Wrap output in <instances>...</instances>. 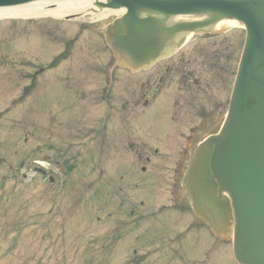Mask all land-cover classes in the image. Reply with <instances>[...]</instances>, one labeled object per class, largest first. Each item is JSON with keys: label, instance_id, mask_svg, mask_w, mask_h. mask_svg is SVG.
Listing matches in <instances>:
<instances>
[{"label": "rangeland", "instance_id": "obj_1", "mask_svg": "<svg viewBox=\"0 0 264 264\" xmlns=\"http://www.w3.org/2000/svg\"><path fill=\"white\" fill-rule=\"evenodd\" d=\"M96 21L92 13L77 15L69 21L52 16L0 18V106L8 95L15 94V86L21 82L24 70L30 67L31 57L38 53L45 57L48 50L57 51L63 33L73 23H82L86 32L78 38L76 49L74 44L71 45L73 47L58 68L48 70L45 75L60 79L68 72L69 79L75 80L82 90L91 92L96 63L104 58L93 30ZM230 27L224 43L227 46L223 63L226 85L230 81L231 67L238 59L239 41L243 35L241 26ZM115 72L121 83L124 73ZM133 79L129 80H132L131 87L137 88L138 78ZM41 81L36 82L41 83V87L35 96L32 97V91L0 122V157L3 158L0 167L6 160L26 156L27 165L21 172L31 173L34 160L38 159L32 149L35 145L38 152L46 151L54 161V164L46 161L40 165L51 171L37 176L33 182L12 187L11 181L7 180L0 188V264H125L132 259L131 248L139 247L138 242L143 245L147 242L146 246L139 247L144 255L131 264H193L200 261L201 256H197L196 250L209 240V231L199 222H194L191 233L182 241H175L166 253H156L153 249L160 232L167 234L177 225L192 220L193 215L181 204L180 208L168 213L158 211L164 202L157 200L156 190L165 188L164 172L160 169L158 154L150 160L136 159V154L144 156L147 149L152 151L156 146L150 145L151 128H144L140 122L143 114L137 102L127 103L129 143L114 142L112 131L100 135L91 147L82 151L80 158L73 153L59 155L62 140L76 138L77 127L64 123L68 120L64 118V111L78 114L84 112V108L68 106L59 95L52 97L49 78ZM88 98L87 106L91 111L95 110L92 98ZM120 100L107 130L121 122L124 112L119 108ZM142 166L144 171H141ZM13 169H18V165L14 164ZM30 176L22 174L21 177L25 181L35 177L30 179ZM49 179L56 183L49 185ZM114 227H123V233L119 234ZM13 231L18 235L17 244L9 249L7 243L13 241ZM134 236H138V242L133 240ZM162 236L160 233L159 237ZM227 243H222L216 256L214 251H209V260L205 264H234Z\"/></svg>", "mask_w": 264, "mask_h": 264}, {"label": "water", "instance_id": "obj_2", "mask_svg": "<svg viewBox=\"0 0 264 264\" xmlns=\"http://www.w3.org/2000/svg\"><path fill=\"white\" fill-rule=\"evenodd\" d=\"M17 1L24 0L0 4ZM98 6L126 8L105 33L118 61L130 67L167 53L182 31L209 29L219 19L244 26L227 115L195 151L184 187L200 218L218 235L233 237L240 264H264V0H107ZM177 14L203 19L165 25Z\"/></svg>", "mask_w": 264, "mask_h": 264}, {"label": "flooded vegetation", "instance_id": "obj_3", "mask_svg": "<svg viewBox=\"0 0 264 264\" xmlns=\"http://www.w3.org/2000/svg\"><path fill=\"white\" fill-rule=\"evenodd\" d=\"M187 46L148 71L137 74L123 72L121 83L114 68L108 70L97 66L91 92L82 90L75 80L69 79L71 75L68 76V72L60 79L49 78L52 94L59 95L68 106L84 108L85 111L78 114L64 111V118L68 119L64 123L77 127V153L74 154L80 158L82 151L89 145L91 147L100 135L112 131L114 142L129 143L127 126L130 125V111L127 103L137 102L143 114L140 122L144 128H151L150 145L154 143L156 146L152 151L147 149L144 156L136 154V159L150 160L158 154L160 160H186L190 150L188 146L195 144L220 117L226 92V74L224 70L220 71L226 61L224 50L217 42H191ZM64 59L66 57L61 62ZM133 78H138L137 88L131 87ZM88 97L92 98V106L96 105L95 110L91 111L87 106ZM119 100V108L124 112L121 122L107 130ZM83 117L85 119L81 123ZM84 138H89V142L82 148ZM65 159L68 160L67 157ZM173 171L177 173L176 169ZM172 184L174 187L178 185V176L172 175Z\"/></svg>", "mask_w": 264, "mask_h": 264}, {"label": "bare ground", "instance_id": "obj_4", "mask_svg": "<svg viewBox=\"0 0 264 264\" xmlns=\"http://www.w3.org/2000/svg\"><path fill=\"white\" fill-rule=\"evenodd\" d=\"M93 0H52V1H34L26 6L0 10V17H33L42 14H51L60 16L70 12L90 13V8ZM122 9L113 10L114 13L121 12ZM107 12H112L107 9L98 11V18L103 17ZM181 16V15H180ZM186 17V16H185ZM184 17V18H185ZM234 21L223 20L216 24V27L225 25H234Z\"/></svg>", "mask_w": 264, "mask_h": 264}]
</instances>
